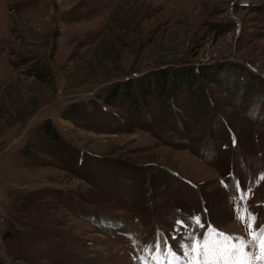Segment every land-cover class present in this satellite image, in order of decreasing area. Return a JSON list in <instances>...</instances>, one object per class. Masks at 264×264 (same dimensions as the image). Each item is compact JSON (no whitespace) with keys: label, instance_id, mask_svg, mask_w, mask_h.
Returning <instances> with one entry per match:
<instances>
[{"label":"rangeland","instance_id":"374dc122","mask_svg":"<svg viewBox=\"0 0 264 264\" xmlns=\"http://www.w3.org/2000/svg\"><path fill=\"white\" fill-rule=\"evenodd\" d=\"M262 177L264 0H0V264L247 241Z\"/></svg>","mask_w":264,"mask_h":264},{"label":"snow or ice","instance_id":"6c2138e0","mask_svg":"<svg viewBox=\"0 0 264 264\" xmlns=\"http://www.w3.org/2000/svg\"><path fill=\"white\" fill-rule=\"evenodd\" d=\"M264 178V177H262ZM240 187L239 184L236 185ZM243 194L241 199H243ZM234 214L237 218L248 220L249 239L246 241L239 236H230L219 232L212 225L203 233L202 239L197 238L195 232L187 234V240L181 237L177 248L170 241L164 240L157 234V239L145 245V250L151 254L152 264H253L252 249H258L255 261H264V226L254 230L257 219L250 208L236 207ZM198 227H204L200 216L189 218ZM184 221L177 219L175 225L183 227ZM149 257H141V264H146Z\"/></svg>","mask_w":264,"mask_h":264},{"label":"bare ground","instance_id":"6f19581e","mask_svg":"<svg viewBox=\"0 0 264 264\" xmlns=\"http://www.w3.org/2000/svg\"><path fill=\"white\" fill-rule=\"evenodd\" d=\"M151 262V264H152V261H150ZM164 263V262H163Z\"/></svg>","mask_w":264,"mask_h":264}]
</instances>
